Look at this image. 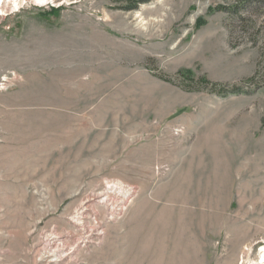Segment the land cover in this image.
<instances>
[{"label": "rangeland", "instance_id": "obj_1", "mask_svg": "<svg viewBox=\"0 0 264 264\" xmlns=\"http://www.w3.org/2000/svg\"><path fill=\"white\" fill-rule=\"evenodd\" d=\"M129 6L0 17V264H264V0Z\"/></svg>", "mask_w": 264, "mask_h": 264}, {"label": "trees", "instance_id": "obj_2", "mask_svg": "<svg viewBox=\"0 0 264 264\" xmlns=\"http://www.w3.org/2000/svg\"><path fill=\"white\" fill-rule=\"evenodd\" d=\"M151 0H127V3L130 5L129 7L126 8V10L128 11H132V10H136L138 9V7L141 5V4H146V3H149ZM228 12L231 13L232 16H239V13L238 12H235V10L232 8V9H226ZM53 11H57V10H53ZM186 80H190L191 82H195L196 80L192 77H188V76H185ZM202 84H205L206 86L208 85L209 87H216L215 85L216 84H213V85H210L211 83L206 80V79H202L200 81H198ZM241 88L240 87H232L230 88V90H227L225 89L224 90V95H228V94H236V93H241Z\"/></svg>", "mask_w": 264, "mask_h": 264}, {"label": "bare ground", "instance_id": "obj_3", "mask_svg": "<svg viewBox=\"0 0 264 264\" xmlns=\"http://www.w3.org/2000/svg\"><path fill=\"white\" fill-rule=\"evenodd\" d=\"M31 1L37 2L41 6L49 5L52 2L54 3V0H31ZM25 3L26 0H0V17H6L7 13L10 11H17V12L20 11Z\"/></svg>", "mask_w": 264, "mask_h": 264}, {"label": "built area", "instance_id": "obj_4", "mask_svg": "<svg viewBox=\"0 0 264 264\" xmlns=\"http://www.w3.org/2000/svg\"><path fill=\"white\" fill-rule=\"evenodd\" d=\"M21 80V77H19L16 73H10L6 77H4L1 80L0 88L6 89L8 85L12 83H18Z\"/></svg>", "mask_w": 264, "mask_h": 264}]
</instances>
